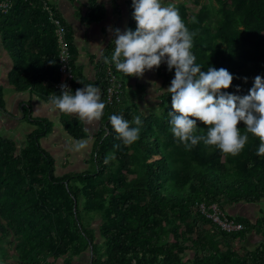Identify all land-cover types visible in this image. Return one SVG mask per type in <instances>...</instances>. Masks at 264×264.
Here are the masks:
<instances>
[{
  "label": "trees",
  "instance_id": "obj_1",
  "mask_svg": "<svg viewBox=\"0 0 264 264\" xmlns=\"http://www.w3.org/2000/svg\"><path fill=\"white\" fill-rule=\"evenodd\" d=\"M98 2L89 0L88 22L104 17ZM176 8L195 34L191 51L196 63L205 72L208 67L227 69L234 77L227 91L247 95L254 78L264 77V0H193L192 6L180 3ZM130 11L134 31L133 0ZM54 19L66 29L74 71V33L55 6L45 0H12L7 12L0 11V34L15 61L9 80L18 92L30 90L47 98L60 94L53 85L61 79ZM112 42L96 65L106 107L93 170L58 176L55 159L41 145L53 125L34 117L30 107L24 118L35 130L24 147L0 136V264H58L62 258L61 264H74V257L89 248L92 264H264V242L253 250L246 246L252 233L264 238V214L255 222L226 214L237 204H264V156L256 155L260 140L249 134L237 156L203 142L185 150L171 132L169 112L174 110L167 89L175 70L169 71L166 62L155 69L163 86L158 111L148 112L131 98L136 93L133 77L104 62L114 51ZM110 72L121 84V100L114 104L107 97ZM74 75L73 93L84 85L82 74ZM136 88L145 91L146 85ZM0 110H6L1 87ZM113 114L140 128L135 143L125 146L117 137L109 120ZM62 115L65 131L83 139L82 122ZM136 116L139 126L131 123ZM197 127L196 134H206V125L197 121ZM240 127L243 134L246 126L241 122ZM110 154L114 158L106 165ZM202 204H216L244 229L223 231L202 212ZM97 219L99 234L91 224Z\"/></svg>",
  "mask_w": 264,
  "mask_h": 264
},
{
  "label": "clouds",
  "instance_id": "obj_2",
  "mask_svg": "<svg viewBox=\"0 0 264 264\" xmlns=\"http://www.w3.org/2000/svg\"><path fill=\"white\" fill-rule=\"evenodd\" d=\"M133 18L136 29L121 31L108 29L113 34L114 51L106 64L128 77H143L146 71L158 69L167 63L175 76L167 89L171 95V132L185 150L203 142L217 148L225 155L237 156L245 148L249 134L260 140L256 155L264 156V77L257 75L247 95H235L227 90L234 77L225 68L208 67L203 71L192 53L193 36L180 16L178 9L162 0H133ZM247 82V78H244ZM239 91V88H237ZM101 89L84 85L73 93L67 83L60 85V94H51L48 104L52 109L75 115L91 125L99 121L105 110ZM36 111H39V106ZM110 124L125 146L139 139L140 128L132 127L122 115H111ZM197 121L207 126L206 134H196ZM241 122L246 127L242 134ZM137 126L142 121L136 116L131 122ZM89 148L87 139L70 145L69 150L82 152ZM114 157L104 159L107 165ZM252 165H250L251 167Z\"/></svg>",
  "mask_w": 264,
  "mask_h": 264
},
{
  "label": "crops",
  "instance_id": "obj_3",
  "mask_svg": "<svg viewBox=\"0 0 264 264\" xmlns=\"http://www.w3.org/2000/svg\"><path fill=\"white\" fill-rule=\"evenodd\" d=\"M45 1L56 7L74 33L75 45L78 49L75 74H82L84 85L92 84L101 89L98 84L96 65L114 39L113 34L108 29L110 27L113 30L119 28L121 31L129 29L131 0H99V5L104 9V17L92 22L86 20L89 0ZM168 2L172 3L173 0H162L163 4ZM174 3L180 4L181 2L174 1ZM14 64V58L5 47L0 34V87L3 89L6 102V110H0V136L15 140L20 148L24 147L27 144L28 136L35 130V126L24 118V110L30 107L34 117L48 119L53 125L51 132L41 139V145L55 159L56 174L62 177L72 173L91 171L94 166L93 155L100 120L91 125L80 120L86 131V136L83 139L89 141V148L79 153L70 151V145L77 140L65 131L62 124V113L51 108L48 104L49 97L41 96L30 90L22 92L16 90L9 80V74L13 70ZM154 81L157 82V85H162V80L156 74L155 69L146 71L142 78L133 77L130 82L132 92H137L136 86L138 84L146 85V82ZM76 82L81 84L83 80L78 77ZM38 106L39 111L37 112ZM67 116L79 119L75 115ZM262 206L263 204L261 206L237 204L228 208L226 214L235 218H247L255 222L263 217L264 209ZM263 242L264 238L261 235L252 233L246 240V246L253 250Z\"/></svg>",
  "mask_w": 264,
  "mask_h": 264
},
{
  "label": "built area",
  "instance_id": "obj_4",
  "mask_svg": "<svg viewBox=\"0 0 264 264\" xmlns=\"http://www.w3.org/2000/svg\"><path fill=\"white\" fill-rule=\"evenodd\" d=\"M12 6V0H6L0 2V11L7 12ZM49 11V7H46ZM55 25L57 26L56 35L58 39V43L60 46V65H61V79L59 82L54 83L53 85L57 90L60 91V85L62 83H67L69 87L73 91V82L75 80V75L73 68L71 66V53L69 51L68 46L66 45V29L62 25L61 21L58 19L53 20ZM110 75L112 77V86L108 88L107 97L108 102L110 104H114L116 101L119 102L121 100L120 92H121V84H119L116 76H114L111 72ZM202 212L210 218L216 225L219 226L225 232H238L244 229V225L242 223L237 222L234 219H229V217L221 211V209L217 205H213L211 207H207L205 204L201 205Z\"/></svg>",
  "mask_w": 264,
  "mask_h": 264
},
{
  "label": "rangeland",
  "instance_id": "obj_5",
  "mask_svg": "<svg viewBox=\"0 0 264 264\" xmlns=\"http://www.w3.org/2000/svg\"><path fill=\"white\" fill-rule=\"evenodd\" d=\"M174 1H177L178 3H180V2L184 3L185 2L188 6L193 5V0H173L172 3L168 2V3H165L164 5L167 6L168 4H172L176 7L178 4L174 3ZM200 1L204 2L206 0H200ZM145 84H146L145 91L137 90V92L134 93L133 96L131 95V98L142 103V107L144 110H147L148 112H157L158 111V100L157 99H158V96L160 95V93L162 92V86L163 85H157V82H155V81L151 82V83L146 82ZM214 205H216V204H214ZM262 207L264 209V204ZM99 222H100V220H98V219L95 221H91V224H93V226L95 228H97L98 234H99V231H98ZM99 242H101V243L103 242V240L100 238V236H99ZM91 249L92 248H89L83 254L75 256L73 259L74 264H91V257H92V250ZM188 256L191 258L192 254H189ZM63 261H64V259L62 258L58 262V264L63 263Z\"/></svg>",
  "mask_w": 264,
  "mask_h": 264
},
{
  "label": "water",
  "instance_id": "obj_6",
  "mask_svg": "<svg viewBox=\"0 0 264 264\" xmlns=\"http://www.w3.org/2000/svg\"><path fill=\"white\" fill-rule=\"evenodd\" d=\"M91 264H92V261H91Z\"/></svg>",
  "mask_w": 264,
  "mask_h": 264
}]
</instances>
